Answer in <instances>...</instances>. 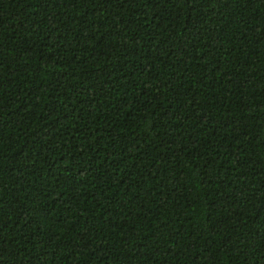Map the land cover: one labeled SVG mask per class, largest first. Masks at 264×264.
<instances>
[{
    "label": "trees",
    "instance_id": "trees-1",
    "mask_svg": "<svg viewBox=\"0 0 264 264\" xmlns=\"http://www.w3.org/2000/svg\"><path fill=\"white\" fill-rule=\"evenodd\" d=\"M0 264H264V0H0Z\"/></svg>",
    "mask_w": 264,
    "mask_h": 264
}]
</instances>
